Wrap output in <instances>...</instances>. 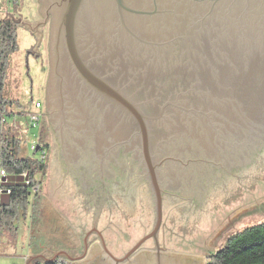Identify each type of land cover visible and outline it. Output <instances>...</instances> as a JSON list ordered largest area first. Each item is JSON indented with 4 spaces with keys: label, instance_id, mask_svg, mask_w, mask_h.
Wrapping results in <instances>:
<instances>
[{
    "label": "water",
    "instance_id": "water-1",
    "mask_svg": "<svg viewBox=\"0 0 264 264\" xmlns=\"http://www.w3.org/2000/svg\"><path fill=\"white\" fill-rule=\"evenodd\" d=\"M38 2L42 19L28 28L41 34L50 14L48 87L60 96L65 74L87 85L125 116L119 124L142 154L154 224L123 260L145 240L155 242L161 225L151 145L166 140L167 126L189 116L204 125L222 121L218 128L197 129L212 144L225 133L251 137L252 144L264 138V129L253 123L263 121L264 111V0ZM251 143L242 144L234 163L213 169L210 181L264 152V142Z\"/></svg>",
    "mask_w": 264,
    "mask_h": 264
},
{
    "label": "flooded vegetation",
    "instance_id": "flooded-vegetation-1",
    "mask_svg": "<svg viewBox=\"0 0 264 264\" xmlns=\"http://www.w3.org/2000/svg\"><path fill=\"white\" fill-rule=\"evenodd\" d=\"M47 18L45 25L39 27L41 34L35 32L39 44L44 38L45 28L47 38L46 79L42 89V101L37 102L41 110L37 126L45 130L46 148L56 150L62 179L71 181L76 192L91 201L94 209L91 220L94 222L98 220L100 210L104 215H100L103 217L101 218L103 225L100 228L97 227V223L92 225L90 222L88 227L82 229L80 236L67 245L70 247L65 248L64 245V248L56 252L52 251L48 257L41 256L42 259L38 262L187 264L185 256L178 257L179 255L172 253L175 249L165 247L166 230L170 228L173 234L180 227L186 229L189 223L186 222L184 214L186 212L190 214L188 209H194L191 211L193 213L198 211V208L191 206L193 202H190L189 198L182 196L186 195L191 198L195 193L207 192L208 194L207 189H210L211 185L203 181L211 182L208 176H213L210 173L213 169H219L218 166L228 167V161L234 163L233 157L237 156V150L242 149V144L251 143L252 138L242 139V136H238L240 133L225 137V133L221 138L215 139L216 142L212 144L210 138L204 137L203 133L197 130L203 127H221L222 121L220 120L204 125L199 120L187 116V121H183L181 125L167 126L166 140H153L151 150L156 166V179L161 190L162 211L164 207L165 210L171 212V215L168 214L164 218L162 213L161 225L155 235V242L149 238L128 257L119 260L153 228V222L148 229H145L144 224L139 223L138 229L136 227L132 228L131 232L124 231L119 227V219L116 220L118 216L115 217L112 214L114 206H117V212L120 214L122 204H119L116 199L124 196V194L114 196V192L121 193L134 188L138 193H143L144 189L148 195L151 194L145 164L139 147L136 145L137 139L119 124L126 122L125 116L91 88L66 74L60 86L62 92L60 96H57L54 85L48 87L50 14ZM41 19L42 15L38 21ZM99 58L98 56L97 61ZM93 64L96 63L93 62ZM132 71L134 74V69ZM260 117L263 121L257 120L253 123L264 129V111ZM44 118L47 128L44 125ZM248 120L245 118L244 121ZM50 138L52 142L49 141ZM261 142H264V138L260 136L256 142L251 143V146ZM105 202L108 205L107 210H103ZM168 222L171 225L175 224V227H167ZM136 231H141L139 237L130 243L128 248H125L124 240L131 239L132 233Z\"/></svg>",
    "mask_w": 264,
    "mask_h": 264
},
{
    "label": "rangeland",
    "instance_id": "rangeland-1",
    "mask_svg": "<svg viewBox=\"0 0 264 264\" xmlns=\"http://www.w3.org/2000/svg\"><path fill=\"white\" fill-rule=\"evenodd\" d=\"M40 15L37 0H17L15 3L0 0V19L8 18L16 23L18 44L17 51L9 56L7 62L4 93L13 103L10 110L16 116L11 126L16 135L25 140L24 150L28 155L33 153L28 149L33 140L37 141L38 147L40 143L47 142L44 128L28 125L30 115H38L40 119L41 110L35 104L42 101L46 79V28L38 46L35 32L28 28L37 23ZM44 125L47 128L45 118ZM49 141L52 142V138ZM34 151L36 154L33 156L39 157L38 149ZM45 151L46 177L39 190L33 188L29 193L27 218L18 222L15 235L4 233L0 236V264H27V260L35 255L48 257L64 245L65 248L70 247L67 245L80 236L90 222L92 225L97 223L98 228L103 225L102 211H98L99 221L91 220L94 213L91 201L77 193L71 181L62 179L55 148L53 151L46 148ZM209 184L212 187L207 189L208 194L201 192L187 197L193 202L191 206L198 208L196 213L191 212L194 209H188L190 214H184L189 223L187 228L180 227L173 234L170 228L166 230L165 247L175 249L172 253L178 257L185 256L187 264H205L228 237L245 227L264 222V152L241 166L228 168ZM136 191L131 188L113 193L114 196L124 194L116 199L122 204V211L118 214L117 206H114L112 214L118 216L119 227L127 232L132 228L138 229L139 223L144 224L145 229L154 223L152 194L149 196L144 189L143 193ZM103 206V210H107L106 202ZM162 213L164 218L171 215L164 207ZM166 226L174 228L175 224L168 222ZM140 232H133L131 239L124 240L125 248L139 237ZM41 259H30L29 264Z\"/></svg>",
    "mask_w": 264,
    "mask_h": 264
},
{
    "label": "trees",
    "instance_id": "trees-1",
    "mask_svg": "<svg viewBox=\"0 0 264 264\" xmlns=\"http://www.w3.org/2000/svg\"><path fill=\"white\" fill-rule=\"evenodd\" d=\"M16 30L13 20L0 19V171H4V176L0 175V189L8 191L6 199H0V236L4 233L15 235L18 222L27 218L29 193L33 188L39 190L47 172L46 157L35 158L36 151L32 150V155H28L24 150L25 140L16 135L7 121L15 115L10 110L13 103L6 97L4 87L9 56L18 48ZM45 149L46 145L40 143L38 150L46 154ZM33 264L60 263L35 261ZM205 264H264V222L245 227L228 237Z\"/></svg>",
    "mask_w": 264,
    "mask_h": 264
},
{
    "label": "built area",
    "instance_id": "built-area-1",
    "mask_svg": "<svg viewBox=\"0 0 264 264\" xmlns=\"http://www.w3.org/2000/svg\"><path fill=\"white\" fill-rule=\"evenodd\" d=\"M37 107L39 106L38 103L35 104ZM38 119H39V116L38 115H30V118H29V125L31 127H35L37 126V122H38ZM39 147H38V144H37V141H32L31 143H29L28 145V149L34 151V150H37ZM40 152V150H38ZM46 154L44 151L40 152V156L41 159L45 158ZM0 175L3 176L4 175V171H0Z\"/></svg>",
    "mask_w": 264,
    "mask_h": 264
},
{
    "label": "crops",
    "instance_id": "crops-1",
    "mask_svg": "<svg viewBox=\"0 0 264 264\" xmlns=\"http://www.w3.org/2000/svg\"><path fill=\"white\" fill-rule=\"evenodd\" d=\"M19 116V115H18ZM15 119H16V116L14 115V117L13 118H11V119H8L7 121H8V123H12V122H15ZM19 119V118H18ZM19 121V120H18ZM4 180V178H2V181ZM7 194H8V192H7V190H1L0 189V199H6V197H7ZM41 257V255H38V256H33L32 258H29L28 260H27V264H29V261H30V259H34V258H40Z\"/></svg>",
    "mask_w": 264,
    "mask_h": 264
}]
</instances>
